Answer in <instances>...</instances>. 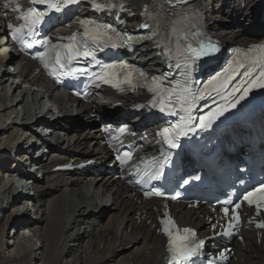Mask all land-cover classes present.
I'll use <instances>...</instances> for the list:
<instances>
[{
  "label": "bare ground",
  "instance_id": "obj_1",
  "mask_svg": "<svg viewBox=\"0 0 264 264\" xmlns=\"http://www.w3.org/2000/svg\"><path fill=\"white\" fill-rule=\"evenodd\" d=\"M149 1L137 0L136 5L140 7ZM207 1L209 8H214L216 18L223 20L216 22L214 30L220 31L221 38L226 42H253L264 33V18L262 10H259L264 0H232L222 8L220 6L223 0ZM154 53H150L152 60L149 62L152 67H161ZM33 66L29 62L25 64L16 77L18 80L22 79V82L18 81L16 85L17 79L10 73L0 80V147L5 145V138L12 137L20 127L17 120H11L12 116L17 119L29 112L27 100L32 94V87L37 83L48 86L41 76L30 80ZM9 84L11 88L14 86L12 93H8ZM111 99V95L105 93L94 99L93 108L80 103L72 111L71 125L80 128L79 132L75 131L70 135L72 158L82 156V152L90 149L96 141L90 131L81 128L85 125L84 119L88 117L89 110L106 112L107 109L116 107ZM77 113L80 114L75 116ZM9 119L12 122L7 126ZM70 132L66 134L69 135ZM147 135L151 138L149 132ZM52 166L53 163L40 167L46 172L42 175L35 197H32L34 210L30 212L31 216L24 217L34 230L31 239L22 240L24 246L27 244L26 248L24 247L21 255L14 253V259L10 258L12 254L6 250L9 245L4 242L10 232L6 227L11 215L5 218V212L0 211V264H34L35 261L36 264L161 263L165 257L161 246L163 240L152 231L153 222L151 225L145 223L147 219H151V207L157 205V201L139 204L138 196L130 195L129 186L120 179L109 176L95 181L83 175L53 174L49 172ZM111 199L113 202L110 208H101ZM0 204H4V200H0ZM93 207L100 209L101 213L90 211ZM138 212L141 215L135 219ZM180 218L185 223H202L198 214L191 210L181 212ZM78 230H82V233L76 236ZM246 238L244 245H235L236 261L231 264H264V236L261 243L257 242L258 238L251 231Z\"/></svg>",
  "mask_w": 264,
  "mask_h": 264
},
{
  "label": "snow or ice",
  "instance_id": "obj_2",
  "mask_svg": "<svg viewBox=\"0 0 264 264\" xmlns=\"http://www.w3.org/2000/svg\"><path fill=\"white\" fill-rule=\"evenodd\" d=\"M33 4H46L49 8L54 9L56 11H60V8L63 4H71L75 3L76 0H32ZM188 0H179V4H187ZM165 0H158V3L155 5V7L159 8V11L156 13L155 16H150V19H153L156 21L155 27L159 29L160 27V19L162 18L161 14L165 12ZM97 8H100L101 5L97 4ZM178 5L173 3L171 4V8L173 9L172 12L168 13L169 17H172L167 21V23L171 27V31L174 34H179L180 27L178 25H183L184 22L187 20V14L185 13H177L174 11V9ZM108 7L114 8L116 5L109 4ZM121 8L123 6L121 5ZM147 14V10H146ZM44 13L37 11L35 8L29 9L27 13H24L21 16V19L25 21V25H22L20 28H16L14 31L16 33H23L24 28L27 27V34L32 35L35 26L41 22L43 19ZM82 26L85 28V35L90 36L94 40H101L105 37H107L108 40H111V37L107 36V32H101L102 27H108V26H101V25H92L90 22L83 21ZM8 27L11 29L13 26L11 24L8 25ZM143 28L150 27L149 24L145 23L141 25ZM157 32H154L153 35H156ZM14 38H17L14 36ZM127 39L130 41L132 40V37H127ZM147 39H151V37H147ZM46 43V42H44ZM30 46V45H29ZM216 45L209 42L207 44L199 43L197 47H193L191 43H188L183 48V53L185 54V58L187 60H190L192 63H195L196 61L200 60L202 57H207L214 53L216 51ZM253 50H260L261 52H264V44L253 46L250 51ZM43 55V54H41ZM84 55H90L88 52H84ZM56 62L60 63V57L57 55ZM61 67H64L63 64H60ZM243 66V65H240ZM257 66H260V71L258 75L255 76V78L250 79L247 82V87L244 88L242 95L239 97V99L230 101V106L235 107L236 103L239 102V100L244 99L248 93L253 88H264V55L260 57L253 58L251 67L255 69ZM106 67H116L115 65H110ZM121 68H127V65H120ZM247 76H252V71H245L244 73ZM141 75H144L141 73ZM128 77L126 78L125 82L131 84V72L128 73ZM156 78H153L155 81ZM217 79L216 77L213 78V80ZM213 80L209 81V84L211 85L213 83ZM119 86L118 84L116 85ZM190 91V89H187ZM234 91H236L234 89ZM164 109L162 108L161 111ZM227 109L225 107H220L215 113H210L207 118H202L199 122V127L202 129H206L210 127L212 119H214L216 116L222 115L224 111ZM188 115L185 118H182L185 120L186 123H190L193 119L191 116V109L188 110ZM176 132V138H178L180 135H187V132L177 126L176 129H169L164 128L159 135H161L163 138L167 140V142L171 145V147H176V143L173 139H169V136L171 135V132ZM146 195H156V196H163L164 193L160 192L159 190H154L151 193H146ZM175 198V197H173ZM244 200L247 201V203L252 206L254 205L257 211L264 208V184L261 185L260 188L255 189L252 192H248L244 196ZM241 207L240 204L235 205L234 216L233 219L235 221H239L240 216L239 213L236 212V209H239ZM225 215H228L229 209L225 207L223 209ZM161 224L163 225L162 231L168 236V244H167V251L170 254L169 257V264H189V262L192 260V257L196 256L198 253V250L203 246L204 241L203 240H196V233L189 228H183L179 229L176 227L175 222L171 220L170 217H166L161 221ZM259 227L264 228V224H260ZM229 228H231V223L229 224Z\"/></svg>",
  "mask_w": 264,
  "mask_h": 264
},
{
  "label": "rangeland",
  "instance_id": "obj_3",
  "mask_svg": "<svg viewBox=\"0 0 264 264\" xmlns=\"http://www.w3.org/2000/svg\"><path fill=\"white\" fill-rule=\"evenodd\" d=\"M13 91H9L8 90V93H12ZM12 95V94H11ZM28 101V100H27ZM1 108H3V106H1ZM5 109V108H4ZM12 113V112H11ZM8 118V117H7ZM0 234H1V232H0ZM22 237V235H19L15 240L14 239H10L11 238V236H7L6 238H5V240H4V242H5V244H6V242H7V245H9L8 246V248L6 249V250H8V253H11L12 255H11V257L10 258H12V259H14V257H16V256H14V253L16 252L15 250H16V246H14V244H15V241H18L21 237ZM12 240H13V243H11L12 242ZM26 243H28V242H26ZM12 244V245H11ZM23 247H25L26 248V245L24 246V245H21V248L19 249L20 251H22L23 250ZM23 252V251H22ZM17 254H18V252H17ZM16 254V255H17ZM22 254V253H21ZM21 254H18V255H21ZM6 255H7V252H6ZM6 255H3V256H6ZM34 264H36V261H35V263Z\"/></svg>",
  "mask_w": 264,
  "mask_h": 264
}]
</instances>
